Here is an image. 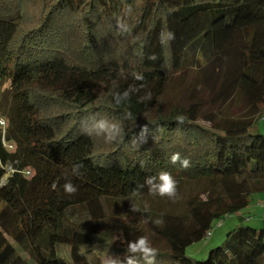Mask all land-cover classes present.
<instances>
[{
  "label": "trees",
  "instance_id": "obj_1",
  "mask_svg": "<svg viewBox=\"0 0 264 264\" xmlns=\"http://www.w3.org/2000/svg\"><path fill=\"white\" fill-rule=\"evenodd\" d=\"M194 70L203 78L186 100L166 101ZM248 108L264 114V0H0V264H147L127 252L147 229L166 246L153 264H264L263 225L234 227L205 260L185 253L264 193V132L237 117ZM100 119L123 134L85 131ZM176 152L189 167L170 162ZM161 171L203 186L184 214L135 201L136 223L109 209Z\"/></svg>",
  "mask_w": 264,
  "mask_h": 264
},
{
  "label": "rangeland",
  "instance_id": "obj_2",
  "mask_svg": "<svg viewBox=\"0 0 264 264\" xmlns=\"http://www.w3.org/2000/svg\"><path fill=\"white\" fill-rule=\"evenodd\" d=\"M200 78L203 76L197 70L189 72L187 75L172 80L165 92V99L169 102H184L187 95H190V89L199 85ZM240 103L239 98H236L234 103L227 106L225 111H233ZM256 111L252 108L246 109L239 114V118H255ZM4 125V124H3ZM254 130L263 133L264 132V115L263 118L259 117L254 120ZM11 147L9 150H13ZM29 173H31L29 171ZM203 186L197 183H191L188 181L180 182L176 185V192L173 197L160 196L154 194L150 189L144 191L139 199H133L126 202H115L109 205L111 211L115 210L116 214L121 215L124 219L135 220L136 223H140V215L136 214L134 203L139 201L145 207L152 208L161 213H168L172 215H180L186 212V202L189 197H193L202 192ZM258 213H264V193H256L250 196V202L248 206L236 214H228L223 216L220 220H214L210 227V236L205 237L199 242L193 243L185 250L186 256L191 260H205L208 252L216 247L227 248L231 244L232 239L227 237V234L239 224L258 226L262 224V221H255L253 217ZM241 215L243 221H240L237 216ZM250 218V219H249ZM262 218V217H261ZM260 218V219H261ZM264 220V217L262 218ZM220 222V223H219ZM148 237L154 248H166L165 244L156 238L147 229ZM59 259L64 262L68 256V247H59ZM61 254V255H60ZM107 256H102L101 261L104 263V259ZM33 264V262L31 261Z\"/></svg>",
  "mask_w": 264,
  "mask_h": 264
},
{
  "label": "clouds",
  "instance_id": "obj_3",
  "mask_svg": "<svg viewBox=\"0 0 264 264\" xmlns=\"http://www.w3.org/2000/svg\"><path fill=\"white\" fill-rule=\"evenodd\" d=\"M174 39V34L172 32L167 33V40L170 41ZM162 39V43H163ZM135 80H142L143 75L141 73L133 74ZM129 90L138 91L137 86H129V89H126L123 93L113 92V101L115 104L120 105L122 103H126L129 99ZM141 99H151V92L145 93ZM131 115V113H129ZM179 120H183V117H178ZM4 121L0 119V125H3ZM86 132H96L97 134L105 133L109 140H115L117 137L123 134L122 129L116 125L115 123H111L105 119L97 120L89 130H85ZM170 162L175 164L179 162L180 166L183 168H187L190 165V161L184 157L182 158L179 152L173 153L170 157ZM81 165L74 164L72 166L73 174L78 175ZM9 173L14 172V169L9 167ZM28 175V174H27ZM145 184L150 187V190L157 195L160 196H168L173 197L176 192V180L171 175V173L167 171H161L157 176L148 177L145 180ZM63 191L66 194H74L77 192V186L74 185L70 180L66 181L63 184ZM156 224H160L161 220L154 221ZM156 248H154L149 240V237L146 235L139 236L134 241H129L127 245V252L137 255L139 258L145 260L147 264H153L156 256ZM119 257L116 255H108L104 259V264H118ZM127 264H134V260L132 258H128Z\"/></svg>",
  "mask_w": 264,
  "mask_h": 264
},
{
  "label": "crops",
  "instance_id": "obj_4",
  "mask_svg": "<svg viewBox=\"0 0 264 264\" xmlns=\"http://www.w3.org/2000/svg\"><path fill=\"white\" fill-rule=\"evenodd\" d=\"M263 115H264V114H263ZM257 118H259V117H257ZM261 118H263V116H262ZM240 216H241V215H238V216H237V219L239 218L240 221H243V219H242L243 217H240ZM261 217H262V218L264 217V213H258L257 215H255V217H253V219H254L255 221H257V222H258V221H259V222L262 221V224H258V223H257L258 226H256V227H260L261 225L264 226V220H262ZM260 218H261V219H260ZM249 219H250V218H249Z\"/></svg>",
  "mask_w": 264,
  "mask_h": 264
},
{
  "label": "built area",
  "instance_id": "obj_5",
  "mask_svg": "<svg viewBox=\"0 0 264 264\" xmlns=\"http://www.w3.org/2000/svg\"><path fill=\"white\" fill-rule=\"evenodd\" d=\"M7 149H11L12 145H8V144H5L4 145ZM26 174H29V172H25ZM220 223V222H219ZM211 230L209 229L206 234H205V237H209L210 236V232Z\"/></svg>",
  "mask_w": 264,
  "mask_h": 264
}]
</instances>
